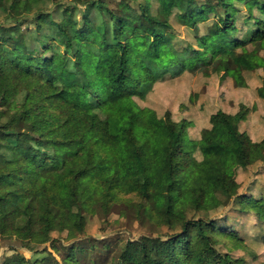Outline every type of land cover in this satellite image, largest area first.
<instances>
[{"label": "trees", "instance_id": "trees-1", "mask_svg": "<svg viewBox=\"0 0 264 264\" xmlns=\"http://www.w3.org/2000/svg\"><path fill=\"white\" fill-rule=\"evenodd\" d=\"M53 1L58 6L54 11L25 2L17 14L18 0H0V246L13 250L0 264H60L40 245L55 232L66 233L69 241L80 237L87 213L107 214L120 201L122 215L133 211L142 225L165 230L133 242L141 248V264H210L202 249L216 248L220 237L230 249L245 248L239 230L243 225H219L210 213L235 202L237 215L253 212L264 227V186L260 197L234 191L240 187L237 173L264 161V138L254 141L221 113L218 126L204 128L197 141L187 140L170 111L160 116V128L151 137L136 132L132 118H121L114 106L129 100L133 109L142 108L135 96L146 95L162 77H178L187 69L206 76L225 72L235 86H248L249 62L261 59L264 48V0H255L260 15L244 10L249 0H188L178 15L183 24L215 17L204 35L211 49L203 44V49L176 48L162 0L155 12L151 0ZM242 27H248L244 34ZM239 36L244 40L237 41ZM249 41L256 48L249 49ZM259 95L264 99L261 89ZM121 131L128 133L125 140L119 138ZM192 143L205 154L202 159L189 151ZM102 146L114 151L100 174L109 178L104 186L81 177L73 165L79 155L103 156ZM39 150L49 151L48 156L37 159ZM137 165L143 167L142 189L132 173ZM65 178L70 192L61 203ZM210 182L213 190L203 201ZM261 238L264 243V233ZM83 242L64 252L65 264H106L87 254ZM24 249L33 256L27 258ZM126 254L122 248L112 261L130 264ZM219 255L225 264L242 263L230 252Z\"/></svg>", "mask_w": 264, "mask_h": 264}, {"label": "rangeland", "instance_id": "rangeland-1", "mask_svg": "<svg viewBox=\"0 0 264 264\" xmlns=\"http://www.w3.org/2000/svg\"><path fill=\"white\" fill-rule=\"evenodd\" d=\"M151 1L152 11L155 12L158 7L157 0ZM162 1L167 12H169L171 30L175 34L173 43L176 48L193 45L195 48L203 49L200 45L203 44L211 49V40L204 35L207 33L209 24L215 21L213 14L210 15L208 21L185 25L179 21L178 15L184 11L188 0ZM25 2H28L33 8L46 7L50 9L49 11H54L58 7L54 6L53 0H18L17 14L20 13L19 6ZM114 3L112 1V4ZM243 8L260 15L259 9L255 6V0L247 1L245 5L243 4ZM63 10L62 7L60 12H57L59 13L56 15L58 18H62L61 12ZM79 17L81 18V15ZM25 27L26 24L22 29L24 30ZM36 27L37 24H33L31 30L34 31ZM247 28L242 27L241 32L244 34ZM240 36L236 38L237 41L244 40L243 37L239 39ZM257 41L260 42L261 38H258ZM246 46L252 50L257 45L249 41ZM238 50H240L239 46ZM259 54L264 58V48L259 50ZM262 58L249 62L250 70L245 72L249 85L245 87L235 86L225 72L206 76L199 69H187L178 77H173L170 74L162 77V79L153 83L152 90L148 91L146 95L135 96L136 103L142 108L133 109L129 100L122 105L116 104L114 107H116L121 118H132V126L136 132L151 137L160 128V116L170 111L172 118L182 125L187 134V140L197 141L201 137L204 128L218 126L221 113H224L232 126L238 125L239 129L248 133L254 141H261L264 138V99L259 95L260 89L264 91V63ZM127 136V131L119 133V138L122 140H125ZM235 145L236 140L231 138L229 147L234 149ZM33 148L36 149L35 146ZM99 151L103 156L97 154L93 158H89L86 155H79L74 159L73 165L81 177L88 178L95 184L104 186L109 182V178L103 179L100 174L113 161L114 151L103 146L99 147ZM189 151L198 160L205 156L194 143L189 145ZM48 152L47 150H39L37 159L48 156ZM48 162L50 161L48 160ZM142 169V165L132 168L139 189L143 188ZM237 179L240 182V187L234 186V191L255 195L256 197L263 196L259 188L264 186V161L240 170L237 173ZM212 190L213 182H210L202 192L201 198L203 201H207ZM69 192L70 180L65 178L61 183L59 193L61 203H64ZM176 196H181V193H176ZM187 198L193 200L194 196L188 193ZM123 207L124 202L120 201L115 203L107 214L105 211L96 215L87 213V225L84 234L69 241L66 238V233L55 232L47 243L40 245L39 250L42 251L44 248H48L58 257L60 264H65L63 254L69 252L71 244L80 247L79 243L86 241L82 243L81 248L87 250V254L97 255L100 263L117 264V262L112 261L114 257L112 255L117 254L122 248H126V258L130 261V264H141L143 260L141 248L133 242L144 235H160L165 230L152 224L142 225L134 219L135 212L133 211H127V215H122ZM236 208H238L237 203L233 202L229 208L221 209L218 213L217 211L210 213V217H216L219 225H243L242 228L238 227L245 248L230 249L226 247L227 241L223 242L225 238L220 237L222 239L221 243L216 248L204 245L202 256L210 264H225L224 259L219 254L230 252L233 258L242 260L240 264H264V243L261 238L264 227L262 228L253 217V212H250V217L246 215L248 212L237 215ZM93 245L96 248L95 250H93ZM216 251L220 253L217 254ZM12 253L13 250L7 244L0 246V258L4 254L10 255ZM25 254L27 258L33 256V253L28 250H25ZM108 254L109 259H107Z\"/></svg>", "mask_w": 264, "mask_h": 264}, {"label": "crops", "instance_id": "crops-1", "mask_svg": "<svg viewBox=\"0 0 264 264\" xmlns=\"http://www.w3.org/2000/svg\"><path fill=\"white\" fill-rule=\"evenodd\" d=\"M214 127V126H213Z\"/></svg>", "mask_w": 264, "mask_h": 264}]
</instances>
